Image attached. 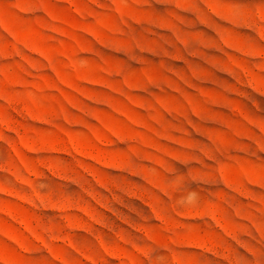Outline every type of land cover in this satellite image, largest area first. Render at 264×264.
Here are the masks:
<instances>
[{
    "label": "rangeland",
    "instance_id": "1",
    "mask_svg": "<svg viewBox=\"0 0 264 264\" xmlns=\"http://www.w3.org/2000/svg\"><path fill=\"white\" fill-rule=\"evenodd\" d=\"M0 264H264V0H0Z\"/></svg>",
    "mask_w": 264,
    "mask_h": 264
}]
</instances>
